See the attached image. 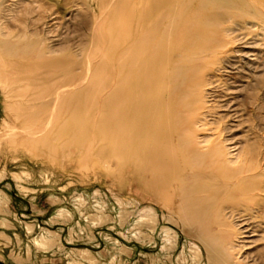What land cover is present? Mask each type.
Returning <instances> with one entry per match:
<instances>
[{"label": "rangeland", "instance_id": "374dc122", "mask_svg": "<svg viewBox=\"0 0 264 264\" xmlns=\"http://www.w3.org/2000/svg\"><path fill=\"white\" fill-rule=\"evenodd\" d=\"M126 1L0 0V42L7 43L0 57L18 58L21 48L36 46L45 63L38 87L22 78L13 84L15 76L0 78L3 264H212L200 240L176 215L177 203L167 210L153 202L150 187L128 175L130 159L120 172V85L114 83L120 82ZM257 1L264 13V0ZM259 19L262 24L240 32L234 50L246 55L235 53V68L209 74L202 89L207 137L233 161L239 154L249 158L264 152V17ZM69 80L74 100L68 105L66 99L62 111L68 109L67 115L44 134L42 148L13 131L21 126L18 122L5 125L14 119L8 107L28 100L13 90L33 95ZM102 95L108 98L104 105ZM98 112L105 117L92 119ZM263 229L255 228L256 243L235 254L233 262H263Z\"/></svg>", "mask_w": 264, "mask_h": 264}, {"label": "bare ground", "instance_id": "6f19581e", "mask_svg": "<svg viewBox=\"0 0 264 264\" xmlns=\"http://www.w3.org/2000/svg\"><path fill=\"white\" fill-rule=\"evenodd\" d=\"M239 1L127 0L120 21V82L114 83L120 85V172L130 159L128 175L150 187L153 202L167 210L176 202V215L200 240L212 264H237L233 256L256 243L255 228L264 227V152L228 159L207 137L203 119L206 78L235 68L234 54L247 53L234 50L242 40L240 32L264 17L257 0ZM18 55L0 57V78L15 76L13 84L22 78L38 87L45 78L40 75L43 52L24 46ZM71 81L53 82L33 95L13 90L14 96L28 100L8 107L14 119L5 125L18 122L21 126L13 131L42 148L44 134L67 115L68 109L62 111L66 99L68 105L74 100ZM100 100L104 105L108 98ZM102 116L98 112L92 119Z\"/></svg>", "mask_w": 264, "mask_h": 264}, {"label": "water", "instance_id": "95a60500", "mask_svg": "<svg viewBox=\"0 0 264 264\" xmlns=\"http://www.w3.org/2000/svg\"><path fill=\"white\" fill-rule=\"evenodd\" d=\"M0 264H3V263L0 262Z\"/></svg>", "mask_w": 264, "mask_h": 264}, {"label": "crops", "instance_id": "0c3cea01", "mask_svg": "<svg viewBox=\"0 0 264 264\" xmlns=\"http://www.w3.org/2000/svg\"><path fill=\"white\" fill-rule=\"evenodd\" d=\"M4 235V234H3ZM1 237V236H0Z\"/></svg>", "mask_w": 264, "mask_h": 264}]
</instances>
